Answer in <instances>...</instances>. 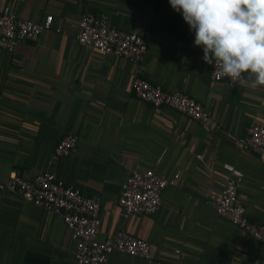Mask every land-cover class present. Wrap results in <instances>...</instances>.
<instances>
[{
	"label": "crops",
	"instance_id": "1",
	"mask_svg": "<svg viewBox=\"0 0 264 264\" xmlns=\"http://www.w3.org/2000/svg\"><path fill=\"white\" fill-rule=\"evenodd\" d=\"M6 5L36 22L50 13L53 23L36 41H21L12 52L0 48V180L13 169L29 178L51 170L99 197L96 238L124 229L151 249L150 258L114 251L107 264H264V244L214 208L236 169L238 202L251 221L264 224V153L241 144L252 124L264 126V86L213 80L212 65L168 0H0V9ZM86 12L145 33L142 61L80 45ZM135 73L194 97L219 129L142 101L131 87ZM68 134L77 136L75 149L55 158ZM147 169L175 183L154 214L125 215L121 185L132 171ZM76 247L59 213L16 192L0 193V264H76Z\"/></svg>",
	"mask_w": 264,
	"mask_h": 264
},
{
	"label": "built area",
	"instance_id": "2",
	"mask_svg": "<svg viewBox=\"0 0 264 264\" xmlns=\"http://www.w3.org/2000/svg\"><path fill=\"white\" fill-rule=\"evenodd\" d=\"M53 15L47 14L43 21L36 22L19 17L10 6L0 9V48L12 52L21 41H36L40 34L52 28ZM59 30V29H56ZM77 42L91 46L101 53L122 57L133 64H139L148 46L145 33L127 31L111 26L106 16L91 12L83 14L79 21ZM212 66V78L229 85L242 83L230 78H220ZM131 87L139 99L154 107H169L199 122L208 130L219 129L209 111L194 97L181 90L168 91L139 73L132 76ZM2 93L0 91V104ZM102 103V102H100ZM77 136L68 134L56 144L55 158L68 156L76 147ZM245 150L256 154L264 153V126L252 124L247 135L241 139ZM233 169L226 177L220 195L214 203L216 214L236 225L251 237L264 244V224L251 221L245 207L238 202L236 177ZM175 180L152 169L132 171L121 185L118 204L125 215L154 214L160 206L161 195ZM12 191L26 201L51 212L59 213L71 236L76 239V264H107L114 251H121L144 258L151 257L150 244L124 229L103 241L96 235L100 227V199L87 194L81 187L67 185L51 170H45L32 178L17 170L10 171L6 180H0V193Z\"/></svg>",
	"mask_w": 264,
	"mask_h": 264
},
{
	"label": "clouds",
	"instance_id": "3",
	"mask_svg": "<svg viewBox=\"0 0 264 264\" xmlns=\"http://www.w3.org/2000/svg\"><path fill=\"white\" fill-rule=\"evenodd\" d=\"M220 78L264 86V0H168Z\"/></svg>",
	"mask_w": 264,
	"mask_h": 264
}]
</instances>
